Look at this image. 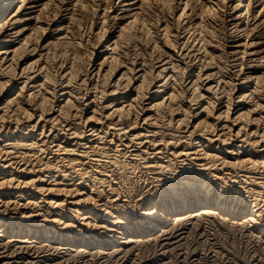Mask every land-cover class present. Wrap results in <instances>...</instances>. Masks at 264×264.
Masks as SVG:
<instances>
[{"label": "bare ground", "instance_id": "obj_1", "mask_svg": "<svg viewBox=\"0 0 264 264\" xmlns=\"http://www.w3.org/2000/svg\"><path fill=\"white\" fill-rule=\"evenodd\" d=\"M205 217L264 236V0H0V264Z\"/></svg>", "mask_w": 264, "mask_h": 264}, {"label": "rangeland", "instance_id": "obj_2", "mask_svg": "<svg viewBox=\"0 0 264 264\" xmlns=\"http://www.w3.org/2000/svg\"><path fill=\"white\" fill-rule=\"evenodd\" d=\"M144 191H145V188H144ZM189 222H187V221ZM194 220L196 221V219H185L184 220V223L182 222L181 224H178L177 226H174V228H168V233L169 235H167V231L166 233H162L163 234V237H161L160 239L157 238L158 241H156V236L155 235H152L154 236L155 238L153 239L152 237H149V236H141V238L139 237V240L143 239V241L141 240V242H144V243H141L137 241V244L141 245L143 244V246H139L137 244L136 248L133 244V247L131 248V250H129V253L126 252V253H121V248H119V246L121 245L120 243L117 245H114L112 246L111 248H107L106 251H112L113 249L115 250L114 252H118L119 253H100L98 251V253H95L94 250L92 249H98V246H94V247H91V249L87 250L88 251V254L86 253L87 251H77L75 249L73 250H66L65 248L61 249L60 251H53L51 253H48L50 255V257L48 255L44 256L42 258V262L40 264H52L51 262H53V264H95L96 262H98L99 264H112V262H115L113 264H212L214 261L213 264H264V236L261 237L259 236L260 235V231L258 230H254V231H251L250 230H244V229H239L237 228L236 226H232L230 224H225L224 225V222H221L219 224V222H216L217 220L216 219H213V218H207L205 217L204 219H201L200 221H196L194 222ZM210 220V221H208ZM186 221V222H185ZM193 221V222H192ZM193 223V224H192ZM196 223V225H195ZM211 223V225H210ZM215 223H218V224H215ZM185 225V226H184ZM187 225V226H186ZM191 225V229H190V226ZM195 225V226H194ZM199 225V226H198ZM205 225V226H204ZM213 225V226H212ZM217 225V226H216ZM229 225V226H227ZM181 226V227H180ZM194 226V227H192ZM221 226V227H220ZM186 227V228H185ZM203 227V228H202ZM204 227H206V230L204 229ZM215 227V228H213ZM183 229V230H181ZM173 230V231H172ZM178 230V231H177ZM202 230V231H201ZM204 230V231H203ZM172 231V232H171ZM181 231V232H180ZM184 231V232H183ZM211 231V232H210ZM186 232V233H185ZM202 232L204 234H202ZM208 232V233H207ZM210 232V233H209ZM172 235H171V234ZM250 233V234H248ZM256 233V234H255ZM259 233V234H258ZM183 234V235H181ZM186 234V235H185ZM208 234V235H207ZM252 234V235H251ZM167 235V236H166ZM207 235V236H206ZM211 235V236H210ZM250 235V236H249ZM255 235V236H254ZM120 236V235H119ZM151 236V235H150ZM165 236L167 237L166 240H165ZM169 236V237H168ZM173 236V237H172ZM177 236V238H176ZM182 236V237H181ZM186 236V237H185ZM203 236V237H202ZM206 236L207 238H209V240L207 241V238L204 237ZM253 236V237H252ZM259 236V237H258ZM149 237V238H148ZM214 237V239H213ZM258 237V238H257ZM261 237V238H260ZM164 238V239H163ZM173 238V240H171ZM176 238V239H174ZM257 242H254V240ZM260 238V239H259ZM146 239V240H145ZM152 239V240H151ZM163 239V240H161ZM183 239V240H182ZM185 239V240H184ZM259 239V240H258ZM119 241H121V237L120 239H118ZM154 240V241H153ZM177 240V241H176ZM162 241H164L163 243V246H166L167 247H164L162 248ZM170 241V243H169ZM179 241V242H178ZM180 241L182 242V244L180 243ZM188 241V242H187ZM259 241V242H258ZM149 242V243H148ZM152 242V243H151ZM155 244H154V243ZM158 242V244L156 243ZM169 244H168V243ZM178 242V243H177ZM261 242V243H260ZM141 243V244H140ZM148 243V244H147ZM180 243V244H179ZM186 243H190V246ZM260 245H258V244ZM152 244V245H151ZM166 244V245H165ZM173 244V245H172ZM177 244V245H176ZM148 245V246H147ZM159 245V247H158ZM171 245V246H170ZM180 245L182 247H180ZM186 245V246H185ZM131 246V245H130ZM170 246V247H169ZM172 246H176L175 248L172 247ZM179 246V248H178ZM184 246V248H183ZM188 246V249H186V247ZM259 246V248L257 247ZM141 249H140V248ZM156 247V248H155ZM192 247V248H191ZM196 247V248H195ZM260 247H261V250H260ZM83 248V247H81ZM116 248V249H115ZM120 250H119V249ZM128 248V247H127ZM144 248V249H143ZM153 248V249H152ZM172 250H170V249ZM174 248V249H173ZM190 248V249H189ZM195 248V249H193ZM211 248V249H209ZM214 248H215V251H214ZM263 248V249H262ZM162 249V250H161ZM165 249H169L171 252H169V250H165ZM180 249V250H179ZM184 249V250H182ZM192 249V250H191ZM217 249V251H216ZM91 250V251H90ZM138 250V251H136ZM143 250V252L141 251ZM157 250V252H155ZM191 250V251H190ZM209 253H207L206 252ZM211 252H209V251ZM221 252H220V251ZM65 251V252H64ZM69 251V252H68ZM70 251L73 252L74 254L70 255ZM136 251L135 254H132ZM174 251V252H173ZM177 251V252H176ZM178 251H181V254L180 252ZM185 251V252H183ZM196 251V252H195ZM205 251V252H203ZM220 253H219V252ZM225 251V252H224ZM57 252V253H56ZM61 252V254L59 253ZM68 252V253H67ZM76 252V253H75ZM80 252V253H79ZM85 252V253H84ZM132 252V253H131ZM145 252V254H144ZM163 252V253H162ZM188 254H185L187 253ZM192 252V253H191ZM202 252V254H201ZM142 253V254H141ZM179 253V255H177ZM191 253V254H190ZM198 253V254H197ZM211 253V254H210ZM219 253V254H217ZM54 254V256H53ZM60 254V255H59ZM69 254V255H68ZM78 254V255H77ZM91 254V255H90ZM96 257V260H95V257H93V255ZM113 254V256H112ZM118 254V255H117ZM120 254H122L121 256L123 257H119ZM124 254V255H123ZM130 254V255H129ZM132 254V255H131ZM139 254V255H137ZM184 254V255H183ZM193 254V255H192ZM207 254V255H206ZM214 254V256H213ZM57 255V256H56ZM76 255V257H75ZM90 255V259L88 258ZM103 255V256H101ZM128 255V256H127ZM135 256V259L133 258ZM142 255L143 257H147L149 255V258L147 257L146 259L142 258ZM160 255V256H159ZM165 255V256H164ZM170 255V257H168ZM186 255H190L189 257L186 256ZM199 255V256H198ZM209 255V256H208ZM216 255V257H215ZM60 256V257H59ZM64 258L62 259L63 261L61 262V257ZM74 256V258H73ZM78 256V257H77ZM80 256V257H79ZM105 256V257H104ZM110 256V257H109ZM117 256V257H116ZM164 256V257H163ZM167 256V257H166ZM212 256V257H210ZM47 257V259H46ZM68 257V258H67ZM101 259L99 261V259ZM112 257V258H111ZM114 257V259H113ZM119 257V259H118ZM140 257V258H138ZM152 257V258H151ZM155 257V258H154ZM172 257V258H171ZM185 257V258H183ZM187 257V258H186ZM193 257V258H192ZM195 257V258H194ZM91 258H94L93 261ZM104 258V259H103ZM107 258V259H106ZM111 258V260L109 259ZM117 258V259H116ZM122 258V259H121ZM126 258V259H125ZM154 258V260H153ZM170 258V259H169ZM211 258H214V259H211ZM55 259V261H54ZM60 259V260H59ZM69 259V260H68ZM72 259V260H71ZM76 259V260H75ZM78 259H79V262H78ZM83 259L84 262H83ZM131 259H134L132 262H131ZM156 259V260H155ZM165 259V260H163ZM167 259L169 260V262L167 261ZM180 259V260H179ZM184 261H183V260ZM211 259V260H210ZM48 262H47V261ZM60 262H59V261ZM75 260V261H74ZM104 260V261H102ZM115 260V261H114ZM118 260V261H117ZM121 260V261H120ZM124 260V261H123ZM130 260V261H129ZM171 260V262H170ZM198 260V261H197ZM209 260V261H208ZM45 261V262H44ZM58 261V262H57ZM67 261V262H66ZM69 261V262H68ZM86 261H88L86 263ZM120 261V262H119ZM128 263H127V262ZM152 261V262H151ZM156 261L158 262H161V263H156ZM179 261H182L179 262ZM47 262V263H46ZM55 262V263H54ZM66 262V263H65ZM74 262V263H73ZM78 262V263H77ZM90 262V263H89ZM93 262V263H92ZM122 262V263H121ZM163 262V263H162ZM168 262V263H166ZM211 262V263H210ZM97 264V263H96Z\"/></svg>", "mask_w": 264, "mask_h": 264}]
</instances>
